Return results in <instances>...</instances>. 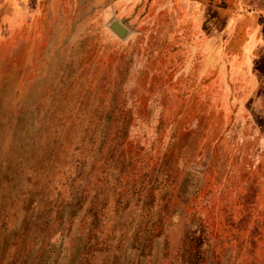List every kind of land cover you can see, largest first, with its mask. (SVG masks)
Here are the masks:
<instances>
[{"label": "rangeland", "instance_id": "rangeland-1", "mask_svg": "<svg viewBox=\"0 0 264 264\" xmlns=\"http://www.w3.org/2000/svg\"><path fill=\"white\" fill-rule=\"evenodd\" d=\"M168 1L102 98L35 105L0 84V264H264L262 79H208L225 21Z\"/></svg>", "mask_w": 264, "mask_h": 264}, {"label": "crops", "instance_id": "crops-1", "mask_svg": "<svg viewBox=\"0 0 264 264\" xmlns=\"http://www.w3.org/2000/svg\"><path fill=\"white\" fill-rule=\"evenodd\" d=\"M192 3L193 20L205 19L209 10V20L225 21L222 42H215L213 31L203 44L208 79H262L257 85H264V8L245 12L247 0ZM156 4L160 0H0V84L35 105L102 98L104 79H122L125 69L126 78L136 66L130 58L121 62L122 51L137 21ZM115 21L127 28L124 37L112 29ZM255 97L264 115V91L257 87Z\"/></svg>", "mask_w": 264, "mask_h": 264}, {"label": "water", "instance_id": "water-1", "mask_svg": "<svg viewBox=\"0 0 264 264\" xmlns=\"http://www.w3.org/2000/svg\"><path fill=\"white\" fill-rule=\"evenodd\" d=\"M111 27L121 37H124L127 34V28L119 21H115Z\"/></svg>", "mask_w": 264, "mask_h": 264}]
</instances>
